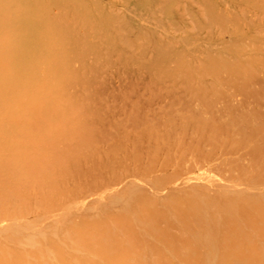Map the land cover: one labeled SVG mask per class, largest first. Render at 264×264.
<instances>
[{"label": "rangeland", "instance_id": "rangeland-1", "mask_svg": "<svg viewBox=\"0 0 264 264\" xmlns=\"http://www.w3.org/2000/svg\"><path fill=\"white\" fill-rule=\"evenodd\" d=\"M98 24L105 26L100 32L93 30ZM83 25L93 28L81 31ZM159 51L165 61L155 59ZM149 63L164 75L151 77ZM40 99L69 106L73 118L66 121L62 112L42 108L32 114L31 105ZM32 123L37 127L29 130ZM149 126L158 137L137 144L142 154L150 142L159 145L151 149L164 156H153L152 167L133 159L129 147L119 148ZM220 126L230 131H217ZM263 126L264 0H0V185L18 189L13 172L21 156L28 162L43 155L45 146L54 156L64 154L65 165L67 155H74L83 171L79 187L53 191L56 203L9 197L17 209L0 213V230L8 237H0V264H16L6 263V252H19L32 264H107L98 251L75 243L73 228L87 231L94 221L109 231L107 255L118 257L117 264H219L225 258L224 264H240L236 252L227 250L223 229L208 248L209 237L196 234L186 211L190 196L219 210L227 195L239 221L252 226L260 220L254 212L264 205ZM200 129L215 130L216 146L201 141ZM25 134L30 141L21 147ZM92 147L100 156L114 150L109 166L96 167L104 160ZM6 166L13 172L1 170ZM60 176L67 182L68 176ZM30 185L36 195L37 187ZM21 222L39 228L17 236L13 226ZM258 222L263 226L257 221L252 226L257 229L248 226V232L251 245L263 247ZM243 240L235 241L241 250Z\"/></svg>", "mask_w": 264, "mask_h": 264}, {"label": "bare ground", "instance_id": "bare-ground-1", "mask_svg": "<svg viewBox=\"0 0 264 264\" xmlns=\"http://www.w3.org/2000/svg\"><path fill=\"white\" fill-rule=\"evenodd\" d=\"M69 24V23H68ZM68 24H66V25H64V26H69ZM98 27H95V28H93V25L91 26V25H83L82 27H81V31H82V29L84 30V29H86V28H89V27H92L93 28V30L94 31H97V32H100L105 26H103V25H100L99 26V24L97 25ZM80 30V29H79ZM77 34V33H76ZM73 39H75V41L76 42H78V38L77 37H73V36H71ZM79 43H80V36H79ZM148 48V46L146 47V49ZM146 49H145V51H146ZM153 49V48H152ZM152 49H150V50H152ZM155 57H157V58H155L156 60H166L165 58H166V56H164L163 54H162V51H159V52H157L156 53V56ZM176 62H177V60H175ZM153 69H154V65L152 64V63H149V65H148V67H147V70L149 71V74H150V76L151 77H153V78H160V77H162L163 75H164V70H162V71H153ZM32 103H34V101L32 102ZM39 108H42V109H45L46 111H54V112H56V113H59V112H62V115L64 116V118H65V120L66 121H68V120H70L71 118H73V116L71 117V116H69L70 115V112H71V110H70V108H69V106H61L60 104H56L55 102H54V100H49V101H47V100H43V99H40V100H36L35 101V103L34 104H32L31 105V108L29 109V111L32 113V114H36L37 113V111H38V109ZM208 108V107H207ZM180 115H182V114H180ZM184 115V114H183ZM185 116V115H184ZM156 118V117H155ZM153 121H154V118H151ZM151 119H150V121H151ZM144 121H145V119H143ZM142 120V121H143ZM172 120H173V118H172ZM176 120V119H175ZM240 120V119H239ZM99 121V123H102V119H100V120H98ZM101 121V122H100ZM116 121V120H115ZM142 121H141V123H142ZM149 121V122H150ZM171 121V120H170ZM177 121L179 122V120L177 119ZM104 122V121H103ZM106 122V121H105ZM104 122V123H105ZM133 122V121H132ZM155 122H156V120H155ZM193 122H195V121H193ZM192 122V123H193ZM199 122V121H198ZM242 122V121H241ZM119 123V122H118ZM121 123H123V122H121ZM157 124H158V121L156 122ZM155 123V124H156ZM204 123V122H203ZM202 123V124H203ZM233 123V122H232ZM110 124V123H109ZM127 124V123H126ZM129 124H130V126L133 124H131L130 122H129ZM142 124H144V123H142ZM145 124H147V123H145ZM154 124V125H155ZM178 124V123H177ZM191 123L189 122V125H190ZM231 124V123H230ZM30 125V127H29V130L30 129H35V126L37 127V125L36 124H29ZM150 125V124H149ZM152 125H153V123H152ZM170 125L172 126L173 124H171L170 123ZM176 125V124H175ZM175 125H174V128H176V130H177V127L178 126H180V129H181V126H182V124L180 123V125L178 124V126L177 127H175ZM184 125L185 124H183V129H185L184 128ZM186 125H188V123L186 124ZM186 125H185V127H186ZM189 125H188V127H189ZM193 125H197V121L193 124ZM199 125V124H198ZM197 125V126H198ZM206 125V124H205ZM102 126V125H101ZM121 126V125H120ZM120 126H118V127H120ZM123 126V125H122ZM125 126V125H124ZM170 126V127H171ZM191 126V125H190ZM197 126H193V127H197ZM199 126H201V124L199 125ZM199 126H198V129H199ZM204 125H202L201 127H203ZM208 126V125H207ZM225 126H227L228 127V125L227 124H225L224 125V127ZM145 127V126H144ZM158 127V126H157ZM211 127V126H210ZM209 126L207 127V128H210ZM221 127V126H220ZM264 127V126H263ZM121 128V127H120ZM154 128V127H153ZM153 128H150V126L149 127H146V129H143V132L140 130V135H138L139 133H137L136 132V136L137 137H132V135H130L131 137V142H133V140L134 139H137L138 137L140 138L138 141L136 140L135 141V143H133V144H131V142H129L128 143V141H130L129 139H128V141H127V143H128V145H124V144H120L119 145V148L120 149H122V150H125L126 148H128L129 147V149H131L133 152H132V157H133V159H138V160H140V159H142L143 161L145 160V162L147 161H149V163H150V161L153 163H155V160L153 161V160H151L152 159V157L153 156H155V155H157L158 156V154H161L160 156H164V155H162V153H160V152H158L157 151V153H156V150H157V148H155V151L153 150V149H151V145H154L155 146V144L153 143V144H151V142L154 140V138L155 137H158V136H156V135H158V134H156L153 130ZM190 128L191 127H189V129L188 130H190ZM203 128H205V126L203 127ZM212 128V127H211ZM230 128V127H229ZM160 129V128H159ZM179 129V127H178V130H180ZM194 130L196 129V128H193ZM193 129H191V130H193ZM206 129V128H205ZM204 129V130H205ZM215 130H217L216 128H214ZM214 129H212L213 131L212 132H215V130ZM226 130V131H230V129H228V128H218V130L217 131H219V130ZM257 129V128H256ZM261 129V128H260ZM122 130H124V129H122ZM121 130V131H122ZM139 130V129H138ZM175 130V129H174ZM203 129H200L199 131L201 132V133H199V134H201V136H202V140L201 141H206V142H212V146L214 145V146H216V142H218V141H214V137L215 136H213V134H211V133H209L207 130H205L204 131ZM211 130V129H210ZM209 130V131H210ZM220 130V131H221ZM155 131H156V129H155ZM171 131V130H170ZM198 131V130H197ZM217 131H216V133H217ZM240 131H242V130H240ZM261 131H263L262 129H261ZM119 132H120V130H119ZM124 132V131H123ZM157 133H159L158 131H156ZM160 132H162V131H160ZM164 132V131H163ZM161 133L160 135H162V134H166V133H168L166 136H168L169 135V132H166V133ZM185 132V131H184ZM189 132H191V133H193L192 131H188V134H189ZM196 132V131H195ZM254 132H255V130H254ZM258 132V131H257ZM257 132H255V133H257ZM118 133V132H117ZM173 133H174V131H173ZM177 133V132H176ZM175 133V134H176ZM186 133V137H187V131L185 132ZM184 133V134H185ZM221 133V132H220ZM219 133V134H220ZM224 134H225V136H226V133L225 132H223ZM240 133V132H239ZM241 133H243V132H241ZM251 133H253V132H251ZM250 133V134H251ZM262 133H264V131L262 132ZM121 134V133H120ZM156 134V135H155ZM174 134V135H175ZM179 134V132L177 133V135ZM181 134H183V133H181ZM180 134V135H181ZM183 134V135H184ZM198 134V133H197ZM199 134H198V136H199ZM218 134V133H217ZM228 134H229V132H228ZM230 134H231V132H230ZM249 134V135H250ZM115 135H117L116 133H115ZM123 135H125L124 133H123ZM135 135H133V136H135ZM159 135V136H160ZM173 135V136H174ZM220 135H222V134H220ZM248 135V136H249ZM256 134H253L252 136H255ZM264 135V134H263ZM262 135V136H263ZM118 136H119V133H118ZM122 136V135H121ZM120 136V137H121ZM127 136V135H126ZM129 136V135H128ZM169 136H172V134H170ZM168 136V137H169ZM176 136V135H175ZM184 136V137H185ZM189 136V135H188ZM198 136L196 137V138H198ZM216 136H219V135H216ZM228 136V135H227ZM232 136V135H231ZM248 136H247V138H248ZM22 137H24V139H22V140H19L18 141V143L21 145V147L22 146H27V143L30 141V137H28V134H25L24 136H22ZM123 137V136H122ZM161 137V136H160ZM181 137V136H180ZM185 137V138H186ZM42 138H44V137H42ZM167 138V137H166ZM166 138H164V136H163V138L162 139H164V141H165V139ZM171 138V137H170ZM170 138H169V140H170ZM175 138H177V137H175ZM179 138V137H178ZM177 138V139H178ZM183 138V137H182ZM216 138V137H215ZM220 138V137H219ZM226 138V137H225ZM228 138H230V136L229 137H227V139ZM252 138V137H251ZM254 138H256V137H254ZM253 138V139H254ZM115 139H116V137H115ZM141 139H143V140H145L146 142L147 141H150L151 140V142L149 143L150 144V149H149V151H146L145 153H140L139 152V148H138V145H140V144H137V142H142L141 141ZM153 139V140H152ZM160 138H156L155 139V141L156 140H159ZM162 139H160V141L162 140ZM172 139V138H171ZM174 139V138H173ZM173 139H172V142L173 143H171V140L168 142V139H167V144H169V143H171L172 145H174V143L175 144H177V142H174L173 141ZM218 139V138H217ZM261 139H262V137H261ZM40 140H41V138H40ZM85 140H87V139H85ZM85 140L83 139V143L85 142ZM97 140V139H96ZM117 140H119V138L117 139ZM183 140V139H182ZM182 140H180L179 139V141H181L182 142ZM186 140V139H185ZM184 140V141H185ZM198 140V139H197ZM196 140V141H197ZM216 140V139H215ZM230 140H231V138H230ZM89 142L91 141L90 140V138H89V140H88ZM154 141V142H155ZM178 141V140H177ZM200 141V140H199ZM198 141V142H199ZM213 141H214V144H213ZM228 141V140H227ZM262 141H264L263 139H262ZM80 142H82L81 140H80ZM144 142V141H143ZM145 142V143H146ZM157 142H159V141H157ZM157 142H155L156 144H157ZM163 142V141H162ZM221 142H222V140H221ZM226 142V141H225ZM228 142H230V141H228ZM232 142V141H231ZM86 143V142H85ZM160 143V142H159ZM165 143V142H164ZM163 143V144H164ZM180 143V142H179ZM184 143V142H183ZM195 143V142H194ZM264 143V142H263ZM82 144V143H81ZM89 145H91V144H93V143H88ZM87 144V145H88ZM118 144H119V142H118ZM129 144H131V145H129ZM148 144V145H149ZM161 144V143H160ZM166 144V143H165ZM166 144V145H167ZM170 144V145H171ZM181 144V143H180ZM196 144V143H195ZM199 144H200V142H199ZM203 144V143H202ZM205 144L206 143H204L202 146H205ZM208 144V143H207ZM223 144H224V142H223ZM47 145V144H46ZM85 145V144H84ZM171 145V146H172ZM184 145V144H183ZM201 145V144H200ZM208 145H210V144H208ZM226 145V143L224 144V146ZM228 145H229V143H228ZM230 145H231V143H230ZM86 146V145H85ZM84 146V147H85ZM92 146V145H91ZM159 146V145H158ZM157 145L155 146V147H158ZM165 146V145H164ZM164 146H163V148H164ZM171 146H169L168 145V148L169 147H171ZM176 146V145H175ZM178 146V145H177ZM176 146V148H178ZM181 146V145H180ZM179 146V147H180ZM192 146H193V144H192ZM192 146L190 147V148H192ZM198 146V145H197ZM81 147H82V149H83V146L81 145ZM88 146H86V148H87ZM149 147V146H148ZM162 147V146H161ZM196 147V146H195ZM85 148V149H86ZM89 148V147H88ZM95 148V147H94ZM94 148L92 147V149H93V152L94 153H98V151H94ZM118 148V147H117ZM154 148V147H153ZM160 148V147H159ZM166 148V147H165ZM188 148V147H187ZM197 148V147H196ZM195 148V149H196ZM210 148V147H209ZM213 149H215V147H212ZM161 149V148H160ZM172 149V148H171ZM170 148H169V150H171ZM175 149V148H174ZM182 149H183V147H182ZM186 149V148H185ZM194 149V150H195ZM200 149V148H199ZM203 149V148H202ZM211 149V148H210ZM212 149V150H213ZM231 149L233 150V148L231 147ZM165 150V149H164ZM168 150V149H167ZM166 150V151H167ZM177 150L178 149H176L175 150V152H177ZM212 150H210L209 152L211 153V151ZM231 150V151H232ZM112 151H114V150H110V151H108L106 154H103L102 156H100L99 155V153L97 154V156H100L103 160H104V162H96L95 163V165H96V167L97 168H102V169H104L105 168V166H109V164H110V162H111V156H112ZM161 151V150H160ZM165 151V152H166ZM182 151V150H181ZM180 151V152H181ZM191 151V150H190ZM195 151H197V150H195ZM194 151V152H195ZM202 151V150H201ZM225 151H227V150H225ZM230 151V149L227 151V152H229ZM230 151V152H231ZM92 152V153H93ZM162 152V151H161ZM164 152V154H167V153H165ZM171 152H174L173 151V149H172V151ZM179 152V151H178ZM179 152V153H180ZM183 152V151H182ZM185 152H186V150H185ZM204 152V151H203ZM208 152V153H209ZM213 152H215V150H213L212 151V153ZM234 152H236V150L234 151ZM26 153H27V149H26ZM124 153H127V152H124ZM187 153H188V151H187ZM190 153H193V151H191ZM199 153V152H198ZM216 153V152H215ZM257 153V152H256ZM65 154L67 155V153L65 152ZM176 154V153H175ZM178 154V153H177ZM181 154V153H180ZM179 154V155H180ZM214 154V153H213ZM254 154H255V152H254ZM170 155V153L168 154V156ZM182 155V154H181ZM199 155V154H198ZM197 155V156H198ZM208 155V154H207ZM258 155V154H257ZM59 156V155H58ZM58 156H54L52 153H51V151L49 150V147H47V146H45V152H44V154L43 155H39V156H37V157H35V156H31L30 157V160H28V162L26 161L25 162V160H26V155H22L21 156V159H22V164H20V166H19V169L18 170H15L14 172H13V167L12 166H9V167H1V170L2 171H7V172H13V173H16V177H17V180H18V183H17V188L18 189H16V190H13L14 189V187H11L10 185H0V213L1 212H4V211H6V210H11V211H13V210H15V209H17V207H16V205H14L10 200H9V197H14L15 196V198L16 199H22V200H33V197L34 196H36V200H37V202H38V204H40V205H43V206H45V205H48L49 203H56V201H57V198H56V196L54 197L53 196V191H57V192H59V193H61L62 191H63V189L65 188V185H67V186H69V188H71V187H75L76 188V186H77V184H79V179H78V175L80 174V173H82L83 171H81L80 170V167L79 166H77V164H76V160L75 159H73V156L72 155H67V159H68V163H66V165L64 164V163H62V162H60V157L62 158H66L65 156H64V154H63V156H62V154H61V156L60 157H58ZM69 156V157H68ZM71 156H72V158H71ZM94 157L96 156V154L95 155H93ZM96 156V157H97ZM156 156V157H157ZM167 156V155H166ZM165 156V157H166ZM199 156H201V155H199ZM205 156V155H204ZM209 156H210V154H209ZM255 156V155H254ZM76 157V156H75ZM113 157V156H112ZM257 157V156H256ZM62 158V159H63ZM77 158V157H76ZM158 158V157H157ZM252 158H254L255 159V157H252ZM63 159V160H64ZM156 159V158H155ZM169 159H170V156H169ZM156 160H159V161H161L160 159H156ZM106 161V162H105ZM166 162H167V160H165ZM165 161L163 162V161H161L163 164L165 163ZM64 162V161H63ZM65 162H66V159H65ZM144 162V163H145ZM157 162V161H156ZM64 164V166H62V164ZM149 163H146L147 165L149 164ZM258 163V162H257ZM257 163H256V165H257ZM151 164V163H150ZM167 164V163H166ZM166 164H164V165H166ZM169 164V163H168ZM167 164V165H168ZM254 164H255V161H254ZM150 166V165H149ZM148 166V167H149ZM153 166H154V164H153ZM104 167V168H103ZM151 167H152V164H151ZM167 167H169V166H165V168H167ZM161 168H162V165H161ZM63 173V175H66V176H68V180H67V182L66 181H64V180H62V179H60V175ZM1 174H6V173H1ZM8 174V173H7ZM12 174V173H11ZM81 176V175H80ZM47 177H50V181L49 182H44L43 181V178H47ZM30 184H34L35 186V188L37 187V194L35 195V192H32V190L34 191V188H32V186L30 185ZM77 187H79V185L77 186ZM13 192H16V194H13ZM189 199V198H188ZM190 199H191V202L188 204V208H187V211H186V216H187V218L189 219V220H191V221H193V223H195L196 224V226H197V228H196V231H197V233L196 234H198L199 236H201V234L202 235H206L207 237H209V239L208 240H206V241H204V243L206 244V246L208 247V248H210L211 246H210V244H213L214 245V242H215V240L216 239H218V235H219V231H222V230H220V228L221 229H223L224 230V236H226L227 238H228V241H230V243H229V247H227V250H229V251H232V253L233 252H236V255H235V258H237L236 259V261L238 260L239 262L238 263H240V264H264V246L263 247H257V246H252L251 245V242H250V240H251V235L249 234V230H248V226H250V227H252V226H254L253 224L254 223H256L257 221H264V212L263 211H261V210H263L262 209V207L264 206L263 204V199H262V204H261V210H260V208L259 209H256L255 208V212H254V214H256V216L254 217L253 215V217H254V219L256 218V217H258L260 220H257L256 222H254L255 220H252V222H253V224H252V226H251V224L250 225H246L244 222H242L241 220L239 221V215H238V213L236 212V211H238L237 209H235L234 208V201H232V200H229V198L227 197V195H222V203H221V205H219L220 207H219V210H217V208H216V210H213V208H212V210L210 209L212 206H209L208 207V205L207 204H205L204 202H203V200H201V201H198L197 200V198L195 199L193 196H192V198H191V196H190ZM236 200V199H235ZM236 201H238V200H236ZM208 203V202H207ZM256 203H257V201H256ZM251 204H253V206H254V203H251ZM216 205V204H215ZM259 205V204H258ZM213 206H214V204H213ZM250 206V205H249ZM255 206H257V205H255ZM216 207V206H215ZM217 207H218V204H217ZM244 208L246 207V206H243ZM242 207V208H243ZM251 207V206H250ZM249 208V207H248ZM248 208H246V210L248 209ZM253 207H251L250 209H252ZM236 210V211H235ZM223 212L224 214H225V219H222L223 217H221L222 216V213L221 212ZM242 211H244L245 212V210H242ZM248 211V210H247ZM251 211V210H250ZM219 213H221V214H219ZM250 213V212H249ZM253 213V212H252ZM223 214V215H224ZM239 214H241V213H239ZM243 214H245V213H243ZM246 214L248 215V213L246 212ZM251 214V213H250ZM248 215V216H251V215ZM246 215V216H247ZM258 215V216H257ZM240 216H242V215H240ZM245 216V217H246ZM247 216V217H248ZM221 217V218H220ZM253 219V218H252ZM257 219V218H256ZM247 220V219H246ZM250 221V220H249ZM251 222V221H250ZM249 222V223H250ZM242 223H244V224H242ZM246 223H248V221L246 222ZM248 223V224H249ZM258 223H260V222H258ZM258 223L256 224L257 226H259L260 228H258V233H260L261 235H264L263 233H264V224H263V226L261 225V223L258 225ZM264 223V222H263ZM18 225V226H17ZM15 224L13 227H14V229H16V228H18L19 229V231H16V234H17V236H19V235H21V234H23L26 230H28V229H31V228H39V227H37V225H35V224H31V223H27V222H21L20 224ZM256 226V227H257ZM261 226H262V228H261ZM58 227H54V228H52L50 231H49V233H55L57 230ZM253 228L255 229V227H252V230H253ZM251 229V228H250ZM257 229V228H256ZM255 229V230H256ZM254 230V231H255ZM249 231V232H248ZM256 231V232H257ZM253 233V232H252ZM255 233V232H254ZM259 234V235H260ZM73 235H74V239H75V243H76V246H86L88 249H91V250H95V251H98L99 253H100V255H102V257L105 259V261L107 262V264H117L118 262H119V260H118V257H110V256H108L107 255V252H108V249L110 248V246L108 245L109 243H108V241L107 240H109V236H110V234H109V231L107 230V229H105V227L104 226H101V222L100 221H94V222H91V224H89L88 225V227H87V231H81L80 229H78V228H73ZM0 237L4 240V241H8L7 239H8V237H7V231L6 230H0ZM242 238L243 237V241L244 242H246V245L245 246H243V250H241L238 246H237V244L235 243V241H236V239L238 240L239 238ZM259 237H262V236H259ZM226 238V239H227ZM1 251H2V249L0 248V254H1ZM38 252H36V257H38L39 255H41V253H40V250L38 249L37 250ZM7 256V258L9 259L6 263H11V262H14V263H16V264H32V263H29L28 261H26L24 258L23 259H21V255L19 254V252H13V253H11V252H6L5 253V257ZM225 260H226V258L224 259V260H222V261H220L219 262V264H224V262H225ZM3 264V263H2ZM34 264H44L43 262H37V263H34ZM46 264V263H45Z\"/></svg>", "mask_w": 264, "mask_h": 264}]
</instances>
